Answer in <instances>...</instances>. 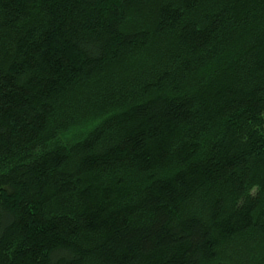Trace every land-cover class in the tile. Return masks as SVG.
I'll return each mask as SVG.
<instances>
[{
    "label": "trees",
    "instance_id": "obj_1",
    "mask_svg": "<svg viewBox=\"0 0 264 264\" xmlns=\"http://www.w3.org/2000/svg\"><path fill=\"white\" fill-rule=\"evenodd\" d=\"M0 264H264V0H0Z\"/></svg>",
    "mask_w": 264,
    "mask_h": 264
},
{
    "label": "rangeland",
    "instance_id": "obj_2",
    "mask_svg": "<svg viewBox=\"0 0 264 264\" xmlns=\"http://www.w3.org/2000/svg\"><path fill=\"white\" fill-rule=\"evenodd\" d=\"M119 66H120V64H119ZM119 66H117L116 68H118Z\"/></svg>",
    "mask_w": 264,
    "mask_h": 264
}]
</instances>
